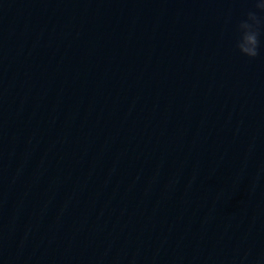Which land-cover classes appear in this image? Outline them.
Segmentation results:
<instances>
[{
	"label": "water",
	"instance_id": "obj_1",
	"mask_svg": "<svg viewBox=\"0 0 264 264\" xmlns=\"http://www.w3.org/2000/svg\"><path fill=\"white\" fill-rule=\"evenodd\" d=\"M252 7L0 0V264H264Z\"/></svg>",
	"mask_w": 264,
	"mask_h": 264
},
{
	"label": "clouds",
	"instance_id": "obj_2",
	"mask_svg": "<svg viewBox=\"0 0 264 264\" xmlns=\"http://www.w3.org/2000/svg\"><path fill=\"white\" fill-rule=\"evenodd\" d=\"M251 3L253 7L235 26V49L241 55L254 59L260 54V37L264 32V0H251ZM245 259L241 257L240 264H244Z\"/></svg>",
	"mask_w": 264,
	"mask_h": 264
}]
</instances>
